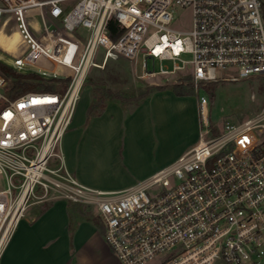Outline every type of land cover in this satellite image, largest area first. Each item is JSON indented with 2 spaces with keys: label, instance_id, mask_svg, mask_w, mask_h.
<instances>
[{
  "label": "built area",
  "instance_id": "1",
  "mask_svg": "<svg viewBox=\"0 0 264 264\" xmlns=\"http://www.w3.org/2000/svg\"><path fill=\"white\" fill-rule=\"evenodd\" d=\"M263 7L264 0H0V32L20 35L16 51L0 45V63L56 86L12 96L0 70V264L29 207L57 199L93 207L122 264L161 255L165 264H264V104L215 127L200 95L211 82L264 74ZM180 8L191 10L188 30L172 27ZM140 57L141 83L193 87L199 139L147 181L101 191L68 170L62 140L91 68Z\"/></svg>",
  "mask_w": 264,
  "mask_h": 264
},
{
  "label": "crops",
  "instance_id": "2",
  "mask_svg": "<svg viewBox=\"0 0 264 264\" xmlns=\"http://www.w3.org/2000/svg\"><path fill=\"white\" fill-rule=\"evenodd\" d=\"M140 85L136 91L149 86ZM167 89L136 105L109 101L91 117L89 101L77 108L61 145L68 170L87 186L120 192L172 164L195 143L167 155V137L185 124L188 109H200V103L195 93L177 95ZM70 203L57 199L45 207L33 204L39 209L21 220L1 264H122L104 239L102 222L80 215V207ZM90 212L97 215L93 207Z\"/></svg>",
  "mask_w": 264,
  "mask_h": 264
},
{
  "label": "rangeland",
  "instance_id": "3",
  "mask_svg": "<svg viewBox=\"0 0 264 264\" xmlns=\"http://www.w3.org/2000/svg\"><path fill=\"white\" fill-rule=\"evenodd\" d=\"M191 23V10L180 8L176 13L172 27L178 30H188L191 27ZM89 33V29L83 26L77 28V34L80 38L86 39ZM19 38L20 35L18 32L9 36L1 31L0 45L10 51H16L18 49L17 42ZM96 60L101 62L102 56H98ZM141 62V57L137 63H132L126 58H118L110 59L104 68L92 67L81 91L77 108L84 106L88 101L90 104L95 87H101V83H105V86L114 90L136 91L137 87L141 86V82L136 80L134 75L136 71L138 73L142 72ZM130 86L136 88H129ZM165 90H156L153 93ZM167 90L173 91L170 88ZM252 93L256 94L255 100L251 98ZM200 95H204L208 99L209 116L213 126H222L226 121L240 122L258 112L264 104V74L251 75L248 78L238 81L211 82L207 84L205 89L200 90ZM194 98H196L195 95ZM199 134L200 109L198 106L197 109H188L185 124L179 130L169 133L166 140V154L172 155L185 145L192 146L199 139ZM5 187L6 181L0 176V189ZM38 209L39 205H32L27 213L30 216L33 211ZM166 259V256L161 255L149 261L147 264H157L158 262H164Z\"/></svg>",
  "mask_w": 264,
  "mask_h": 264
},
{
  "label": "trees",
  "instance_id": "4",
  "mask_svg": "<svg viewBox=\"0 0 264 264\" xmlns=\"http://www.w3.org/2000/svg\"><path fill=\"white\" fill-rule=\"evenodd\" d=\"M116 30H118V24L114 19H112L109 22V33L112 37L116 36L115 34ZM0 70L8 78H10L12 96H17L21 93H24L30 90L52 91L56 89V86L53 84V82L43 80L37 74L19 73L3 63H0ZM59 81L61 80L59 79ZM95 84H98V83H95ZM101 84L102 86L95 87V90L92 93L91 102L88 106V111H87L88 117L100 114L104 110L106 104L109 101H117L124 105H136L142 102L148 96H150L156 90H163L166 88H170L177 95H185V94L194 93L193 87L190 88L189 86H183V85H178V84L168 85V86L149 85L147 87L139 89L138 91L114 90L108 86H105V83L104 84L101 83ZM47 203H45L43 206L44 207L47 206ZM70 205H71V208H75L79 206L80 209L78 211L80 212V215L82 216L88 215L91 217V219L95 223H98V224L101 223L99 215H96V216L90 215L91 206L79 204V203H73V202L70 203Z\"/></svg>",
  "mask_w": 264,
  "mask_h": 264
},
{
  "label": "snow or ice",
  "instance_id": "5",
  "mask_svg": "<svg viewBox=\"0 0 264 264\" xmlns=\"http://www.w3.org/2000/svg\"><path fill=\"white\" fill-rule=\"evenodd\" d=\"M157 51H159V49ZM242 143H243V141H242Z\"/></svg>",
  "mask_w": 264,
  "mask_h": 264
}]
</instances>
